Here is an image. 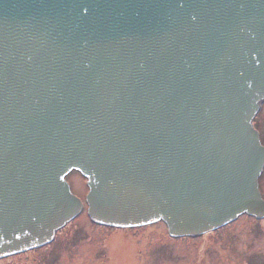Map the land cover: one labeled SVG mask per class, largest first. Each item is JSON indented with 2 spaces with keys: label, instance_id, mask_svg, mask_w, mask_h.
I'll return each instance as SVG.
<instances>
[{
  "label": "water",
  "instance_id": "obj_1",
  "mask_svg": "<svg viewBox=\"0 0 264 264\" xmlns=\"http://www.w3.org/2000/svg\"><path fill=\"white\" fill-rule=\"evenodd\" d=\"M263 102L264 0H0V258L85 203L174 237L264 217Z\"/></svg>",
  "mask_w": 264,
  "mask_h": 264
},
{
  "label": "rangeland",
  "instance_id": "obj_2",
  "mask_svg": "<svg viewBox=\"0 0 264 264\" xmlns=\"http://www.w3.org/2000/svg\"><path fill=\"white\" fill-rule=\"evenodd\" d=\"M67 178L71 189L85 199L86 177L71 171ZM86 210L85 203L48 244L0 258V264H264V217L241 214L210 232L173 238L167 226L156 223L98 224Z\"/></svg>",
  "mask_w": 264,
  "mask_h": 264
},
{
  "label": "trees",
  "instance_id": "obj_3",
  "mask_svg": "<svg viewBox=\"0 0 264 264\" xmlns=\"http://www.w3.org/2000/svg\"><path fill=\"white\" fill-rule=\"evenodd\" d=\"M254 125L257 126L262 131L263 135L261 139L263 140L264 143V113L262 114L261 111H259V113L254 118Z\"/></svg>",
  "mask_w": 264,
  "mask_h": 264
},
{
  "label": "flooded vegetation",
  "instance_id": "obj_4",
  "mask_svg": "<svg viewBox=\"0 0 264 264\" xmlns=\"http://www.w3.org/2000/svg\"><path fill=\"white\" fill-rule=\"evenodd\" d=\"M262 107V106H261ZM259 111H261V109L259 110ZM259 111H258V113H259ZM263 135V134H262ZM260 179H262V186H263V189H264V170H263V172H262V175H261V177H260ZM260 190H261V188H260ZM261 192H262V190H261ZM262 195H263V197H264V193L262 192ZM82 199V198H81ZM82 200H84V199H82ZM85 207V204H84V206H83V208ZM83 210V209H82ZM254 217V216H253ZM256 218V217H255ZM170 236V235H169ZM171 237H173L174 238V236H171ZM55 238H56V235H55ZM42 247V246H41ZM40 247H37V248H34V250H36V249H39ZM30 250H33V249H30Z\"/></svg>",
  "mask_w": 264,
  "mask_h": 264
}]
</instances>
